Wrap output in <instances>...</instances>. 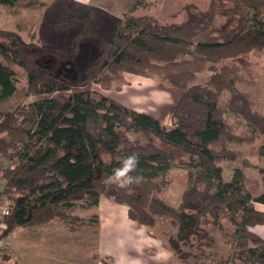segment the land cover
I'll return each mask as SVG.
<instances>
[{"label":"trees","instance_id":"trees-1","mask_svg":"<svg viewBox=\"0 0 264 264\" xmlns=\"http://www.w3.org/2000/svg\"><path fill=\"white\" fill-rule=\"evenodd\" d=\"M39 2L0 0V7ZM145 2L131 0L122 16L112 18L108 36L92 29L97 10L84 5L81 28L62 52L76 57L86 39L95 42L97 52L74 80L27 57L26 50L42 47L0 32V102L14 95L19 70L25 94L33 97L0 115V155L11 162L0 174V193L9 200L0 239L52 220L75 231L93 222L70 208L78 201L97 206L106 198L126 206L128 218L150 229L151 236L159 224L169 223L173 234L163 231L162 237L170 248L172 242L179 244L200 229L215 230L225 222L220 233L229 260L223 264H264V239L250 229L264 225V211L255 207L264 204V167L242 158V166L257 169L263 177V188L251 193L242 184L240 168H234L230 181H223L218 165L236 160L242 145L264 159V113L254 109L252 92L238 87L251 67L248 55L264 51V0H208L203 7L184 3L170 14L180 20L165 22L136 13ZM217 15L226 20L214 27ZM124 72L156 76L160 86L182 91L168 110L169 125L91 88L97 82L107 89ZM205 72L207 78L197 81ZM229 111L244 120L243 131L228 123ZM132 154L138 157L133 175L140 179L121 189L109 177ZM169 160L188 168L190 183L175 207L158 198ZM176 261L206 264L204 257L190 254Z\"/></svg>","mask_w":264,"mask_h":264},{"label":"rangeland","instance_id":"rangeland-1","mask_svg":"<svg viewBox=\"0 0 264 264\" xmlns=\"http://www.w3.org/2000/svg\"><path fill=\"white\" fill-rule=\"evenodd\" d=\"M207 1L146 0L136 13H147L161 22L178 21L180 16L173 18L170 14L179 6L192 2L203 7ZM95 2L102 9L98 8L94 2H89L97 10V23L92 29L96 30L99 35L108 36L112 18L122 16L131 0H95ZM84 5L83 3L77 6L69 0H40L39 3L29 6L21 3L14 7L2 5L0 7V32L16 34L25 42L42 47L26 50L27 57L64 78L74 80L80 76L82 69L97 52L95 42L89 39L80 43V53L74 58L62 52L72 46V37L81 28L83 16L86 13ZM225 20L226 16L217 15L214 27L221 26ZM248 57L251 67L248 72L244 73L245 81L238 83V87L250 90L253 94L254 109L264 113V51L251 52ZM69 61L73 63V66ZM207 76L206 72L200 73L197 81H203ZM25 87V77L19 70L17 89L11 98L0 102V115L4 110L16 104L26 103L33 99L32 95L25 94ZM91 88L119 100L136 112L152 114L166 125L170 124L168 110L176 104L182 92L171 85L160 86L156 76L146 77L127 72H124L119 79L112 81L107 89L97 82H94ZM227 121L238 132L246 127L244 120L231 111L228 112ZM237 150L239 154L236 160H222L218 163L222 169L223 181H230L233 170L237 167L242 172L243 186L251 193L259 192L263 188L262 174L257 169L242 166L241 160L246 157L258 166L264 167V159H258L247 145H242ZM174 152L181 158L187 157V154L181 150L174 149ZM10 163L8 158L0 155V174L2 168ZM167 166L165 186L158 198L165 205L175 207L180 200L181 191L190 185L186 175L188 168L178 165L175 160H169ZM0 182H4L1 177ZM70 211L88 217L93 223L79 228V232L67 230L62 221L52 220L47 224L18 228L4 238V241L9 243L10 249L15 252V257L16 253L24 255L21 259L22 262L25 260L26 264H98L101 261L110 263L113 255L107 254L110 256L108 258L101 254L99 255L101 260L91 256L92 253L98 252L100 245L97 240L98 235L108 228L99 229L100 209L87 202L78 201L70 208ZM130 223L136 227L135 222ZM226 226L227 223L221 222L215 230L208 227L200 229L196 234L190 235L186 241L179 244L172 242L171 248L166 245V240L162 237L163 231H169L168 235L173 234L174 229L169 223L159 224L158 229L152 231L156 235L154 237L160 240L159 243H163V246L171 251L172 259L176 260L178 257L190 254L204 257L206 264H223L222 260L228 259L226 255L228 250L223 245L220 230ZM144 229L150 230L146 226ZM83 232L90 236L83 238L81 235ZM114 236L118 237L119 232L115 231ZM249 244L253 246L251 242ZM115 246L120 247L118 243L112 244V247ZM216 251H218L215 256L216 261L212 263L210 259ZM2 254L4 253L0 252V261H3ZM124 255L131 256V254ZM132 256L133 258L138 257L136 253ZM114 257L117 259L116 255ZM14 260L17 258H13L11 262ZM226 264H232V262L228 261Z\"/></svg>","mask_w":264,"mask_h":264},{"label":"crops","instance_id":"crops-1","mask_svg":"<svg viewBox=\"0 0 264 264\" xmlns=\"http://www.w3.org/2000/svg\"><path fill=\"white\" fill-rule=\"evenodd\" d=\"M76 1L82 4H89V2L92 1L97 5L98 8L102 9L99 7L97 2H95V0ZM107 10L111 11L108 8ZM97 207L101 211L99 216L100 218L98 217L99 229L108 228L104 233H100L98 235L99 237L97 240L98 243H100L98 252L92 253L91 256L97 260H101L99 257L101 254L107 256L108 258H110V256L107 254L113 255V258H110V263H104L101 261L98 262V264H176L177 261L172 259L173 255L171 251L165 248L163 243H159V239L149 235L147 229H144V225H140L135 222L136 227H133V224L130 222L134 221L128 218L126 206L116 204L106 198H101L97 204ZM255 207L258 210L264 211V204L255 203ZM250 229L264 239V225H255ZM75 231L80 232L78 229ZM115 231L119 232L118 237L114 236ZM81 235L83 238L90 236L85 232L81 233ZM116 243H118L120 247H112V244ZM12 253L13 254H9L8 258L3 260L1 264H9L13 258H17V260H14L11 262V264H26V261L24 260L22 262L21 259L24 256L23 254L16 253L15 257V252L12 251ZM134 253H136L138 257L133 258L132 255H134ZM124 254H131V256L128 257ZM114 255L117 256V259L114 257Z\"/></svg>","mask_w":264,"mask_h":264},{"label":"clouds","instance_id":"clouds-1","mask_svg":"<svg viewBox=\"0 0 264 264\" xmlns=\"http://www.w3.org/2000/svg\"><path fill=\"white\" fill-rule=\"evenodd\" d=\"M137 166L138 157L135 154L128 155L122 160L121 166L109 177V180L115 182L121 189L129 188L140 179L138 176L133 175Z\"/></svg>","mask_w":264,"mask_h":264},{"label":"built area","instance_id":"built-area-1","mask_svg":"<svg viewBox=\"0 0 264 264\" xmlns=\"http://www.w3.org/2000/svg\"><path fill=\"white\" fill-rule=\"evenodd\" d=\"M3 184L4 182H0V192L3 189ZM8 207H9V200L2 194L0 193V232L3 229V223H1L3 217L7 214L8 212ZM0 252L8 253V254H13L10 245L8 242L4 241V238L0 239ZM2 261H0V264Z\"/></svg>","mask_w":264,"mask_h":264},{"label":"water","instance_id":"water-1","mask_svg":"<svg viewBox=\"0 0 264 264\" xmlns=\"http://www.w3.org/2000/svg\"><path fill=\"white\" fill-rule=\"evenodd\" d=\"M69 63L73 66V63L69 61Z\"/></svg>","mask_w":264,"mask_h":264},{"label":"flooded vegetation","instance_id":"flooded-vegetation-1","mask_svg":"<svg viewBox=\"0 0 264 264\" xmlns=\"http://www.w3.org/2000/svg\"><path fill=\"white\" fill-rule=\"evenodd\" d=\"M61 65H63V63H61Z\"/></svg>","mask_w":264,"mask_h":264}]
</instances>
